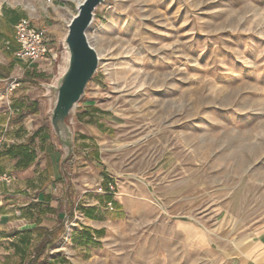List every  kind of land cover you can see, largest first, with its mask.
<instances>
[{
	"label": "rangeland",
	"instance_id": "1",
	"mask_svg": "<svg viewBox=\"0 0 264 264\" xmlns=\"http://www.w3.org/2000/svg\"><path fill=\"white\" fill-rule=\"evenodd\" d=\"M80 1L0 0L11 44L28 19L58 55L36 64L40 92ZM88 37L100 62L72 124L114 127L71 177L85 204L112 182L109 228L87 238L70 218L30 264H236L264 241V0H104Z\"/></svg>",
	"mask_w": 264,
	"mask_h": 264
},
{
	"label": "crops",
	"instance_id": "2",
	"mask_svg": "<svg viewBox=\"0 0 264 264\" xmlns=\"http://www.w3.org/2000/svg\"><path fill=\"white\" fill-rule=\"evenodd\" d=\"M0 16L3 17L1 12ZM9 37L12 44L8 35L0 32V64H9L10 73L7 79L0 78V96L5 97L0 100V264H30L34 250L43 248L51 234L70 218L87 238L102 235L109 228L108 206L114 202L115 193L112 182L107 181L103 187L101 179L103 196L95 194L93 203L85 204L82 187L75 178L69 184L62 169V147L53 130L49 133L40 119V107L49 99L46 92L38 91L30 82L37 63L18 59L14 54L19 45L14 34ZM13 82L19 87L8 92ZM17 109L20 114L15 113ZM113 127L107 121L94 120L81 124L77 134L74 126V165L84 158L96 160L97 146ZM9 148H20L21 155L6 156L4 152ZM27 150L36 154L35 161L28 166L23 154ZM236 264H264V241L246 246Z\"/></svg>",
	"mask_w": 264,
	"mask_h": 264
},
{
	"label": "water",
	"instance_id": "3",
	"mask_svg": "<svg viewBox=\"0 0 264 264\" xmlns=\"http://www.w3.org/2000/svg\"><path fill=\"white\" fill-rule=\"evenodd\" d=\"M104 0H83L77 14L68 24L63 40V62L51 83L44 84L50 101V123L62 147V169L71 184L75 162L74 128L72 116L86 95L89 83L97 73L99 54L90 44L88 31L94 21L95 11Z\"/></svg>",
	"mask_w": 264,
	"mask_h": 264
},
{
	"label": "built area",
	"instance_id": "4",
	"mask_svg": "<svg viewBox=\"0 0 264 264\" xmlns=\"http://www.w3.org/2000/svg\"><path fill=\"white\" fill-rule=\"evenodd\" d=\"M15 39L19 49L14 55L22 62L32 64L46 60L57 61L58 55L52 52L46 32L36 28L30 20L23 19L19 22ZM18 85L13 83L9 91H14Z\"/></svg>",
	"mask_w": 264,
	"mask_h": 264
},
{
	"label": "trees",
	"instance_id": "5",
	"mask_svg": "<svg viewBox=\"0 0 264 264\" xmlns=\"http://www.w3.org/2000/svg\"><path fill=\"white\" fill-rule=\"evenodd\" d=\"M33 113H36V110L33 111ZM20 148H17L15 150H12L11 148L7 149L4 153L6 156L9 157H17L18 155H21V151H19ZM24 157L27 159L28 163L26 164V166L30 165L32 162L35 161L36 159V154L32 151H24L23 152ZM64 231V227L61 226L57 229L56 233L51 234V239L47 241V243L44 245L43 248H40L39 252L36 254L35 259L38 260L43 254L44 252L47 250V248L51 245H53L58 239L59 237L63 234Z\"/></svg>",
	"mask_w": 264,
	"mask_h": 264
},
{
	"label": "bare ground",
	"instance_id": "6",
	"mask_svg": "<svg viewBox=\"0 0 264 264\" xmlns=\"http://www.w3.org/2000/svg\"><path fill=\"white\" fill-rule=\"evenodd\" d=\"M81 2H83V0H81L79 3H81ZM79 3H77V4H79ZM89 41H90V39H89ZM90 44H91V42H90ZM92 45V44H91ZM93 46V45H92Z\"/></svg>",
	"mask_w": 264,
	"mask_h": 264
}]
</instances>
